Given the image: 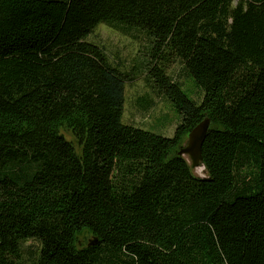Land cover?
Here are the masks:
<instances>
[{"label": "trees", "instance_id": "16d2710c", "mask_svg": "<svg viewBox=\"0 0 264 264\" xmlns=\"http://www.w3.org/2000/svg\"><path fill=\"white\" fill-rule=\"evenodd\" d=\"M101 24L149 38L173 138L123 122ZM206 119L200 178L178 152ZM30 240L32 264H264V0H0V264Z\"/></svg>", "mask_w": 264, "mask_h": 264}, {"label": "rangeland", "instance_id": "374dc122", "mask_svg": "<svg viewBox=\"0 0 264 264\" xmlns=\"http://www.w3.org/2000/svg\"><path fill=\"white\" fill-rule=\"evenodd\" d=\"M86 41L101 47L110 64L133 78L126 84L123 122L158 136L173 138L180 123L179 114L172 103L148 82L147 69L151 62V45L146 34L137 29L122 31L101 24ZM163 64L167 68V76L180 85L191 101L199 104L203 93L195 88L182 62L175 57H169ZM63 134L68 140L72 139L70 133ZM185 158L191 165L189 157ZM192 171L197 177H207L202 165L192 167ZM81 241L89 244L92 238H83ZM39 250L40 244L37 241L22 243L20 253L22 264L35 262L39 257Z\"/></svg>", "mask_w": 264, "mask_h": 264}, {"label": "water", "instance_id": "95a60500", "mask_svg": "<svg viewBox=\"0 0 264 264\" xmlns=\"http://www.w3.org/2000/svg\"><path fill=\"white\" fill-rule=\"evenodd\" d=\"M209 128L210 120L206 119L194 130H192V132L189 134L187 145L178 152V156L180 157H189L191 166L193 168L199 167L203 161L202 148ZM96 244L97 240H92L89 242L88 246H94Z\"/></svg>", "mask_w": 264, "mask_h": 264}]
</instances>
